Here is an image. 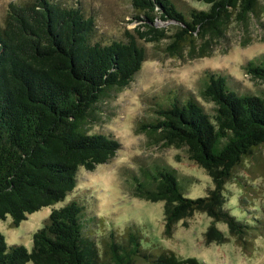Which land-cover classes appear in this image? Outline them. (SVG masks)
Segmentation results:
<instances>
[{
  "label": "trees",
  "instance_id": "trees-1",
  "mask_svg": "<svg viewBox=\"0 0 264 264\" xmlns=\"http://www.w3.org/2000/svg\"><path fill=\"white\" fill-rule=\"evenodd\" d=\"M130 1L138 24L110 39L97 36L95 15L80 2L9 1L0 23V220L11 216L16 227L30 213L64 201L76 189L81 168L93 170L117 154L119 138L89 125L140 71L148 44L175 56L186 50L190 57L206 55L211 40L224 37L233 21L258 13L260 4L203 0L207 7L185 8L181 0ZM245 69L257 90L242 91L229 75L208 71L199 95L169 91L144 125L155 143L184 147L212 178L205 195L192 197L171 163L131 173L135 196L164 202L167 235L196 212L212 218L207 242L223 243L231 235L245 248L251 237L264 234V214L246 208L233 213L225 193L241 171L264 172L257 155L264 150V53ZM199 97L212 103L210 110ZM85 214V203L77 198L54 207L34 232L30 249L8 243L0 231V264H208L146 245L134 223L98 240L92 224L103 219ZM218 223L227 225L228 234Z\"/></svg>",
  "mask_w": 264,
  "mask_h": 264
},
{
  "label": "rangeland",
  "instance_id": "rangeland-1",
  "mask_svg": "<svg viewBox=\"0 0 264 264\" xmlns=\"http://www.w3.org/2000/svg\"><path fill=\"white\" fill-rule=\"evenodd\" d=\"M9 1L0 0V23L4 21ZM66 1L80 2L88 13L95 15L100 39L123 37L126 28L138 24L133 20L135 10L130 0H63ZM181 1L185 8L207 7L203 0ZM259 1L258 13L244 22L233 21L224 37L210 41L206 55L190 57L186 50L183 56H175L148 44L149 56L140 71L128 86L104 103V112L98 121L89 125L91 131L115 134L121 141V149L109 162L99 164L93 170L81 168L76 189L64 201L30 213L16 227L11 226V216L0 220V231L8 243L32 248L34 232L44 225L52 209L77 198L85 203L86 219L102 217L103 221L98 219L92 224L98 240L112 228L121 232L134 223L143 230L145 244L156 250L171 249L181 257L196 256L208 264H261L264 261V234L251 237L245 248L231 235L223 243L207 242L204 233L212 218L206 212H196L181 219L173 233L167 235L164 202L135 196L131 183V173L141 166L171 163L189 196L207 193L212 178L206 170L189 159L184 147L155 143L144 125L155 118L157 103L169 91L199 95L208 71L229 75L232 84L242 91L257 90L258 83L246 72L245 65L264 53V0ZM200 101L210 110L212 103L202 98ZM257 155L264 161V150ZM251 171L254 173L240 172L249 186L247 190L238 180L240 175L227 184V206L237 215L244 208L250 214H264V172ZM241 197L245 198L243 204ZM218 225L228 234L226 224Z\"/></svg>",
  "mask_w": 264,
  "mask_h": 264
}]
</instances>
